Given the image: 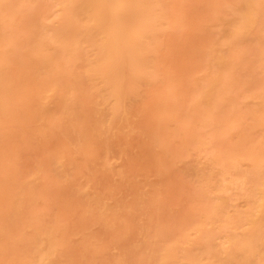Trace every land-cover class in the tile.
Here are the masks:
<instances>
[{
  "label": "bare ground",
  "instance_id": "bare-ground-1",
  "mask_svg": "<svg viewBox=\"0 0 264 264\" xmlns=\"http://www.w3.org/2000/svg\"><path fill=\"white\" fill-rule=\"evenodd\" d=\"M0 264H264V0H0Z\"/></svg>",
  "mask_w": 264,
  "mask_h": 264
}]
</instances>
